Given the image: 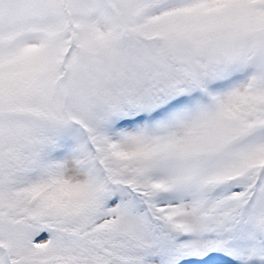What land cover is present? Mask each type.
Segmentation results:
<instances>
[{
  "label": "snow or ice",
  "instance_id": "obj_1",
  "mask_svg": "<svg viewBox=\"0 0 264 264\" xmlns=\"http://www.w3.org/2000/svg\"><path fill=\"white\" fill-rule=\"evenodd\" d=\"M0 264H264V0H0Z\"/></svg>",
  "mask_w": 264,
  "mask_h": 264
}]
</instances>
